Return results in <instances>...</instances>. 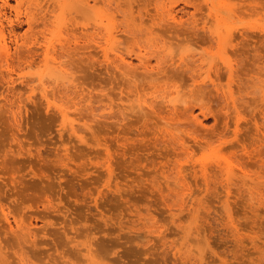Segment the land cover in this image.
I'll return each mask as SVG.
<instances>
[{"label": "rangeland", "instance_id": "obj_1", "mask_svg": "<svg viewBox=\"0 0 264 264\" xmlns=\"http://www.w3.org/2000/svg\"><path fill=\"white\" fill-rule=\"evenodd\" d=\"M0 12L12 46L0 58L1 264H264V0H0ZM119 56L161 73L120 71ZM68 86L88 101L75 106Z\"/></svg>", "mask_w": 264, "mask_h": 264}, {"label": "bare ground", "instance_id": "obj_2", "mask_svg": "<svg viewBox=\"0 0 264 264\" xmlns=\"http://www.w3.org/2000/svg\"><path fill=\"white\" fill-rule=\"evenodd\" d=\"M84 2H85V0H84ZM87 3H89V2H87ZM4 5H8V1H4ZM50 6H51V5H50ZM75 8H76V7H75ZM79 9H80V8H79ZM82 10H84V9H82ZM216 13H217V12H216ZM0 15H1V12H0ZM0 18H1V16H0ZM33 19H34V18H33ZM170 19H171L172 21L176 22V24H180V22L177 23V22H178L177 16L172 15ZM165 21H166V20H165ZM28 23L30 24V26L33 25V22H32V19H31V18H28ZM167 24H168V23H167ZM173 24H174V23H173ZM180 25H182V24H180ZM171 26H172V25H171ZM177 26H178V25H177ZM173 27H176V26H173ZM182 28H183V26H182ZM90 36H91V35H90ZM212 36H213V35H212ZM221 39H222V38H221ZM221 39H220V40H221ZM6 40H7V39L5 38V34H4V24L1 22V19H0V58H1L2 60L4 59L5 61H8V60L10 59V57L12 56V46L9 45V43H8ZM91 43H92V42H91ZM86 44H88V43H86ZM76 45H77V44H76ZM76 45H75V46H76ZM82 45H83V44H82ZM75 46H74V47H75ZM84 46H85V45H84ZM86 46H87V45H86ZM92 46H93V45H92ZM80 47H81V46H80ZM82 47H83V46H82ZM93 47H94V46H93ZM65 48H66V47H65ZM68 48H69V47H68ZM70 48H71V47H70ZM70 48H69V49H70ZM75 48H76V47H75ZM75 48H74V51H76V49H77V48H76V49H75ZM78 48H79V47H78ZM86 48H87V47H86ZM86 48H85V49H86ZM95 48H96V47H95ZM19 49H20V48H19ZM19 49H18V50H19ZM21 49H22V48H21ZM71 49H72V48H71ZM72 50H73V49H72ZM72 50H71V52H72ZM86 50H87V49H86ZM95 50H96V49H95ZM16 51H17V50H16ZM26 51H27V50H26ZM33 51H35V50L29 51L28 53H26V56H27V54L30 55V56L35 55V54H32ZM38 51H39V50H38ZM65 51H66V50H65ZM67 51H68V50H67ZM20 52H23V51H19V52H18L19 55H20ZM68 52H69V51H68ZM89 52H90V51H89ZM23 53H24V52H23ZM33 53H35V52H33ZM48 53H49V52H47V53L45 54V57H44V58L47 59V61H49L48 59H50V57H49V54H50V53H49V54H48ZM65 53H67V52H65ZM65 53H64L63 56H65ZM73 53H74V52H72V55H73ZM76 53H77V52H76ZM81 53H83V51H82ZM81 53H80V54H81ZM84 53H85V52H84ZM93 53H94V52L92 51L91 55H93ZM99 53H100V52H99ZM67 54H69V56L71 55L70 52L67 53ZM78 54H79V53H78ZM85 54H86V53H85ZM160 54H161V53H160ZM39 55H40V54H39ZM86 55H90V54L87 53ZM21 56H23V55L21 54ZM24 56H25V55H24ZM30 56H28V57H30ZM66 56H67V55H66ZM76 56H77V54H76ZM95 56H96V54H95ZM97 56H98V55H97ZM109 56H110V55H109ZM28 57H26V58L24 57V58H25V59H28ZM34 57H35V56H34ZM34 57H33V58H34ZM39 57H40V56H39ZM54 57H55V56H54ZM54 57H52L51 60H53ZM72 57H73V56H72ZM93 57H94V56H93ZM19 58H20V57H19ZM21 58H22V57H21ZM61 58H62V57H61ZM65 58H66V57H65ZM70 58H71V56H70ZM156 58H157V57H156ZM165 58H166V57H165ZM169 58H170V57H169ZM34 59H36V58H34ZM59 59H60V58H59ZM62 59H63V58H62ZM96 59H98V58H96ZM116 59H117V58H116ZM145 59H146V58H144V57H142V56H139V62H140L139 65H140V66H139L138 68H136L137 65L134 64L133 61L128 60L127 58H125V57H123V56H119L118 59H117V63H116L117 65H116V68L119 69L120 71L124 70L126 73H128V74H133V75H134L133 72H135L137 69L141 68L142 71H143L145 74H147V75H149V76H154V74L157 73V72H155L156 70H155L154 66L152 65V62H153V61L151 62L149 59H148V60H145ZM167 59H168V58H167ZM170 59H171V58H170ZM88 60H89V59H88ZM94 60H95V59H94ZM114 60H115V59H114ZM171 60H172V59H171ZM175 60H176V59H174V61H175ZM186 60H187V59H186ZM191 60H192V59H191ZM0 61H1V60H0ZM168 61H169V59H168ZM168 61H167V62H168ZM187 61H188V60H187ZM53 62H54V64L56 63L55 65H57V64L59 65V64L61 63L60 61H59L60 63L57 61V58H56V60H55V58H54ZM53 62H52V63H53ZM57 62H58V63H57ZM114 62H115V61H114ZM118 62H119V63H118ZM189 62H190V60H189ZM191 63H192V61H191ZM193 63H197V61H196V62H193ZM193 63H192V65H193ZM54 64H53V68H52V69L55 68V65H54ZM160 64H161V63H159L158 65H160ZM163 64H164V63H163ZM163 64H162V65H163ZM167 64H168V63H167ZM174 64H175V63H174ZM184 64H185V59H183V61L181 60V62H180L179 65H180L181 67H182V66H187V63H186L185 65H184ZM58 65H57V66H58ZM63 65H64V64H62V66H63ZM162 65H161V66H162ZM190 65H191V64H190ZM204 65H205V64H204ZM46 66H47V65H46ZM46 66H45V67H46ZM62 66H61V64H60V65L57 67V70L55 69L56 72H57V71H63V70H64V67L62 68ZM135 66H136V67H135ZM161 66H160V68H161ZM1 67H2V66H1ZM166 67H167V66H166ZM191 67H193V66H191ZM191 67H190V68H191ZM194 67H195V66H194ZM194 67H193V68H194ZM198 67H199V65H198ZM50 68H51V66H50ZM107 68H108V67H107ZM158 68H159V67H158ZM187 68H188V67H187ZM195 68H196V67H195ZM195 68H194V69H195ZM228 68H229L230 73H232V70H233L232 66L228 65ZM46 69H47V68H46ZM46 69H45V70H46ZM108 69H109V68H108ZM110 69H111V68H110ZM180 69H181V68H180ZM194 69H193V70H194ZM218 69H219V68H218ZM221 69H222V68H221ZM161 70H162V69H161ZM161 70H159V71H161ZM165 70H166V69H165ZM168 70H169V69H168ZM170 70H171V69H170ZM172 70H173V69H172ZM191 70H192V69H191ZM195 70H196V72H197V69H195ZM222 70H223V69H222ZM51 71H52V70H51ZM188 71H190V70L188 69ZM214 71H215V70H214ZM43 72H44V71H43ZM185 72H186V71H185ZM185 72H184V73H185ZM192 72L194 73V76H192V74H191L190 76L193 77V78H195V76H196V75H195V71H192ZM13 73H14V72H13ZM13 73H12V72L8 73V78H9L10 80H14V78H13ZM67 73H68V72H67ZM159 73H161V72H159ZM159 73H157V74H159ZM41 74H42V73H41ZM157 74H155V75H157ZM196 74H197V73H196ZM5 75H6V74H5ZM126 75H127V74H126ZM147 75H146V76H147ZM40 76H41V75H40ZM45 77L47 78L48 76H45ZM132 77H133V76H132ZM65 78H66V77H65ZM6 79H7V78H6ZM66 79H67V78H66ZM4 80H5V79H4ZM39 80H40V77H39ZM191 80H192V78H191ZM16 81H17V80H15V82H16ZM73 82H74V81H73ZM5 83H6V82H5ZM30 83H31V82H30ZM213 83H214V81H213ZM36 84H37V83H36ZM36 84H35V85H36ZM45 84H46V83H45ZM45 84H43V93H42V95H43V97L49 102V99H52V98L49 97L50 94L48 93V88L45 86ZM65 84H67V82L64 81V84H62V85L65 86ZM206 84H207V83H206ZM67 85H68V84H67ZM211 85H213L214 88H216L215 84H211ZM23 86H25V84H24ZM64 86H63V87H64ZM70 86H71V85H70ZM201 86L203 87V84H202V85H195V87L198 88V89L196 88L197 90L201 89V88H202ZM206 86H209V85L207 84ZM218 86H219V84L217 85V87H218ZM14 87H15V86H14ZM28 87H29V86H28ZM33 87H34V86H33ZM71 87H72V86H71ZM75 87H76V86H74V88H75ZM192 87H193V86H192ZM204 87H205V86H204ZM219 87H220V86H219ZM12 88H13V87H12ZM16 88H17V87H16ZM16 88H15V89H16ZM18 88H19V87H18ZM52 88H53V87H52ZM64 88H65V87H64ZM190 88H191V86H190ZM208 88H209V87H208ZM211 88H213V87L211 86ZM13 89H14V88H13ZM20 89H21V87H20ZM34 89H35V87H34ZM67 89H68L69 92L67 91V92H68V95H67V92H66L65 95L68 97V99L70 98L71 100L74 101V100L76 99V98L73 99L74 96L76 97V94H75L76 91L73 90L74 96H72L73 93H70L71 90H69V89H70L69 86L67 87ZM71 89H72V88H71ZM75 89H76V88H75ZM193 89H194V87H193ZM193 89H191V90L193 91ZM196 89H195V90H196ZM204 89H205V88H204ZM50 90H51V89H50ZM195 90H194V91H195ZM210 90H211V89H210ZM212 90H213V89H212ZM214 90H215V89H214ZM217 90H219V89L217 88ZM217 90H215V91H217ZM9 91H11V90H9ZM59 91H60V90H59ZM61 91H62V90H61ZM65 91H66V90H65ZM74 91H75V92H74ZM192 91H190V92H192ZM202 91H203V90H202ZM49 92H50V91H49ZM190 92L188 93V95H190ZM197 92H198V91H197ZM16 93H17V92H16ZM16 93H15V94H16ZM59 93H60V92H59ZM64 93H65V92H64ZM64 93H63V95H64ZM69 93H70V94H69ZM76 93H77V100H75V101H77V103H76V102L74 103L75 106L81 104L80 101L83 102L85 99H87V100H85V102L88 101V97L86 98L85 96H83V97H84V98L82 99L83 101H82L81 99L78 101V99H79L78 97L81 96L80 98H82L83 93H80V92L78 91V89H77V92H76ZM173 93H174V92H173ZM176 93H177V92H176ZM211 93H212V92H211ZM215 93H216V92H215ZM219 93H220V92H219ZM15 94H14V95H15ZM18 94H19V93H18ZM60 94H61V93H60ZM79 94H81V95H79ZM169 94H170V93H169ZM191 94H193V93H191ZM195 94H196V91H195ZM198 94H199V93H198ZM53 95H55V94L53 93ZM171 95H174V94H170L169 96H171ZM180 95H181V93L178 91V95L176 96V98H177V97L180 98V97H181ZM22 96H23V95H22ZM36 96H37V94H36ZM66 96H65V97H66ZM69 96H72L73 98H72V97H69ZM169 96H165V100H164V101H165V103H167V107H166V108H167V109L169 108V112H168L169 114H167V115H168V116H169V115H172V116H173L174 114L177 113V111H176V110H177V107H176L177 105H175V103H174V99H175L174 96H171V97H173V99H168ZM179 96H180V97H179ZM219 96H220V95H219ZM67 97H66V98H67ZM162 97H164V96H162ZM185 97H186V95H185ZM194 97H196V96H194ZM223 97H224V96H223ZM223 97H222V98H223ZM37 98H38V97H37ZM57 99H58V98H57ZM68 99H67V100H68ZM180 99L183 101L182 98H180ZM189 99H190V98H189ZM61 100H64V98H62ZM67 100H66V101H67ZM71 100H70V101H71ZM140 100H141V99H140ZM161 100H162V99H161ZM191 100H192V99H191ZM226 100H228V98H227ZM25 101H26V100H25ZM56 101H57V100H56ZM73 101H72V102H73ZM177 101H180V100L177 99ZM189 101H190V100H189ZM189 101H185V104H187ZM193 101H194V100H193ZM196 101H197V100H196ZM51 102H52V100H51ZM68 102H69V101H68ZM144 102H145V101H144ZM153 102H154V101H153ZM160 102H163V101H160ZM186 102H187V103H186ZM21 103H22V102H21ZM177 103H178V102H177ZM159 104H160V103H159ZM229 104H230V103H229ZM50 105H51V104H50ZM54 105H55V104H54ZM141 105H142V104H141ZM155 105H156V104H154V103H151V104H148V103H147L146 106L150 107V108L153 110V109L157 106V105H156V106H155ZM236 105H237V104H236ZM263 105H264V104H263ZM9 106H10V104H9ZM55 106H56V105H55ZM56 107H57V106H56ZM71 107H72V106H71ZM20 108H21V107H20ZM45 108H46V107H45ZM57 108H58V107H57ZM59 108H60V107H59ZM63 108H64V107H63ZM146 108H147V107H146ZM159 108H160V107H159ZM162 108H163V107H162ZM230 108H231V107H230ZM22 109H23V108H22ZM49 109H50V107H49ZM65 109H66V108H65ZM65 109H64V110H65ZM67 109H68V108H67ZM91 109H92V108H91ZM156 109H157V108H156ZM191 109H192V108H191ZM191 109L189 110V113L187 112V113H188V116H190L192 119L194 118V122L197 123L198 125H200V126H204V123L201 121V119H199L198 116L196 117L194 111H192ZM236 109H237V108H236ZM64 110H63L62 108H60V110H59V111L61 112V114L63 115V116H62L63 118H64L66 115H68V113H67L68 111L65 112L66 110H65V111H64ZM158 110H159V109H158ZM160 110L163 111L164 109H160ZM160 110H159L158 112H161ZM50 111H51V110H50ZM228 111H229V108H228ZM154 112H155V111H154ZM175 112H176V113H175ZM162 113H163V112H162ZM189 114H190V115H189ZM159 115H160V114H159ZM177 115H178V114H177ZM194 115H195V116H194ZM160 116H161V115H160ZM186 116H187V115H186ZM263 116H264V115H263ZM14 117H15V116H14ZM66 118H67V117H66ZM66 118H64V119H66ZM187 118H188V117H187ZM191 118H190V119H191ZM188 119H189V118H188ZM16 120H17V119H16ZM163 120H164V119H163ZM165 120H166V119H165ZM168 120H170V123H171L172 121H175L176 119L173 118V117H172V118L170 117V119L168 118ZM168 120H167V121H168ZM178 121H179V119H178ZM192 122H193V121H192ZM173 123H174V122H173ZM175 123H176V122H175ZM168 124H169V121H168ZM171 124H172V123H171ZM169 125H170V124H169ZM258 126H259V125H258ZM204 128H205V127H204ZM262 128H263V127H262ZM73 129H74V130H73ZM73 129H72L73 132L76 133V131H75L76 128L73 127ZM254 129H255V126H254ZM259 129H260V128H259ZM76 130H78V129H76ZM261 130H262V129H261ZM258 131H259V130H258ZM169 132H170V130H169ZM255 132H256V131H255ZM262 132L264 133V131H262ZM77 133H78V132H77ZM77 133H76V134H77ZM163 133H164V132H163ZM170 133H171V132H170ZM170 133H167V134H170ZM170 135H172V134H170ZM174 135H175V133L172 135V136L174 137V138H173L174 140H173V139H170V140L173 141V144H172L173 148L177 146L176 149H179V148L181 147L182 149L180 148V149H181L180 152L183 153V155H184V151H185V150L188 152V154H190V153H189V152H190V151H189L190 149L187 150V149L185 148V147H187V143H185L186 141L183 140L184 138H182V136H181V138H179V135H176V136H174ZM256 135H257V134H256ZM172 136H170V137H172ZM237 136H238V135H237ZM257 136H258V135H257ZM259 136H262V135L260 134ZM259 136H258V137H259ZM175 137H176V138H175ZM166 138H167V137H166ZM259 138H260V137H259ZM259 138H258V139H259ZM262 139H264V138H262ZM262 139H261V140H262ZM168 140H169V139H168ZM175 140H177V141L175 142ZM259 140H260V139H259ZM261 140H260V141H261ZM184 141H185V142H184ZM167 142H168V141H167ZM170 142H171V141H170ZM174 142H175L176 144H175ZM262 143H264V140L262 141ZM168 144H169V143H168ZM174 144H175V145H174ZM260 145H262L261 142H260ZM263 145H264V144H263ZM263 145H262L261 147H263ZM101 146H103V145H101ZM104 146H105V145H104ZM179 146H180V147H179ZM30 148H32V147H30ZM187 148H189V147H187ZM25 149H26V148H25ZM32 149H33V148H32ZM183 149H185V150H183ZM36 150H37V147H36ZM182 150H183V152H182ZM259 151H260V150H259ZM187 152H185V153L187 154ZM262 152H263V151H262ZM26 153H27V152H26ZM38 153H40V151H39ZM181 153H178V154L176 153V154L178 155L177 157H179V155H181ZM260 153H261V152H260ZM260 153H258V154H260ZM110 154H111V153H110ZM186 154H185V155H186ZM188 154H187V156H188ZM252 154H253V153H252ZM256 154H257V153H256ZM256 154H255V155H256ZM263 154H264V153H263ZM185 155H184V156H185ZM113 156H114V155H113ZM113 156H112V157H113ZM211 156H212V154H211ZM252 156H254V155H252ZM258 156H259V155H258ZM261 156H262V155H261ZM110 157H111V155H110ZM106 158H107V157H106ZM175 158H176V157H175ZM254 159H255V158H254ZM70 160H71V159H70ZM105 160H106V159H105ZM109 160H110V159L108 158L107 163L110 162ZM177 160H180V159H177ZM72 161H73V160H72ZM72 161H71V162H72ZM67 162H68V161H67ZM112 162H113V161H112ZM259 162H260V161H259ZM104 163H105V162H104ZM104 163H103V164H104ZM170 163H171V162L169 161V164H170ZM173 163H174V162H173ZM69 164H70V163H69ZM105 164H106V163H105ZM110 164H111V163H110ZM171 164H172V163H171ZM176 164H177V163H176ZM176 164L174 163V165H176ZM221 164H222V163H221ZM111 165H113V164H111ZM167 165H168V163H167ZM167 165H166V167H167ZM172 165H173V164H172ZM178 165H179V164H178ZM178 165L175 167L176 169H177V167H178V169H179V166H178ZM180 165H181V164H180ZM67 166H69V165L67 164ZM105 166H106V165H105ZM181 166H182V165H181ZM197 166H198V165H197ZM102 167H103V165H102ZM168 167H170V168L172 167V168H173L174 166H168ZM182 167H183V166H182ZM221 167H222V166H221ZM227 167H228V166H227ZM3 168H4V167H3ZM110 168H111V167H110ZM175 168L170 169V170L175 171ZM183 168H184V167H183ZM183 168L179 169V170H181L182 173L184 172V171H182ZM185 168H186V167H185ZM191 168H192V167H191ZM202 168H204V167H202ZM205 168H206V167H205ZM205 168L202 170L203 172L205 171ZM219 168H220V167H219ZM165 169H166V168L164 167V170H165ZM193 169H194L195 171L198 170L197 168H196L197 170H196L195 168H193ZM213 169H214V168H213ZM227 169H228V168H227ZM111 170H112V168H111ZM167 170H168V169H167ZM167 170H166V171H167ZM170 170H169V172H170ZM210 170H211V169H210ZM230 170H231V169H230ZM161 171H162V170H161ZM187 171H188V170H187ZM189 171H190V170H189ZM5 172H6V171H5ZM179 172H180V171H179ZM179 172L176 170V173L179 174ZM181 172H180V175L183 176ZM197 172H198V173H201V172H199V171H197ZM221 172H222V170H221ZM174 173H175V172H174ZM195 173H196V172H195ZM207 173H208V172H207ZM207 173H206V174H207ZM219 173H220V172H219ZM178 174H177V175H178ZM183 174H184V173H183ZM170 175H171V177L174 176V174L172 175V173H171ZM170 175H169V176H170ZM177 175H175L174 178H176V180L178 179V180L180 181L179 183L181 184V176L178 175L180 178H179V177L177 178ZM202 175L205 177V172H204V174L202 173ZM165 176H166V175H165ZM192 176H193V175H192ZM216 176H217V175H216ZM167 178H168V177H167ZM174 178H171V179H174ZM210 178H211V177H210ZM168 179H169V178H168ZM182 179H183V177H182ZM196 179H197V178H196ZM207 179H208V175H207ZM178 180H177V181H178ZM169 181H171V180H169ZM174 181H175V179H174ZM174 181H173V182H174ZM165 182H166V180H165ZM173 182H172V184H173ZM182 182H183L184 185L187 184V183H185V180H183ZM175 183H176V181H175ZM179 183H178V184H179ZM214 183H215V182H214ZM217 183H218V182H217ZM170 184H171V183H170ZM183 184H182V186H183ZM155 185H156V184H155ZM158 185H160V184H157L156 187H158ZM164 185H165V184H164ZM173 185H175V184H173ZM189 185H190V184H189ZM246 185H247V184H246ZM109 186H110V185H109ZM166 186H169V183H167ZM182 186H181V187H182ZM185 186H186V185H185ZM185 186H183V190H182L181 187H180V188H179V187H176V188L173 187V188H174L173 191H175V189H176L177 194H179V193H178V190H180V191L182 190V191L184 192V189H186V188L188 187V186H186V187H185ZM248 186H249V185H248ZM153 187H155V186L153 185ZM156 187H155V188H156ZM211 187H212V186H211ZM177 188H179V189L177 190ZM191 188H192V187H191ZM230 188H231V187H230ZM158 189H159V188H158ZM170 189H171V185H170ZM187 190H188V188H187ZM187 190H185V191H187ZM158 191H159V190H158ZM158 191H157V192H158ZM161 191H163V190H161ZM161 191H159V192L161 193ZM168 191H169V190H168ZM162 193H163V192H162ZM189 193H191V191H189ZM177 194H176V195H177ZM182 194H183V193H182ZM186 194H188V191H187ZM257 194H258V193H257ZM93 195H94V194H93ZM177 196H178V195H177ZM185 196H188V195H185ZM91 197H92V195H91ZM93 197H95V196H93ZM169 199H171V198H169ZM183 199H184V198H183ZM171 200H172V199H171ZM179 200H180V199H179ZM181 201H182V200H181ZM48 202H50V201H48ZM48 202H47V203H48ZM50 203H51V202H50ZM194 203H195V202H194ZM196 203H197V202H196ZM202 203H203V202H202ZM51 205H52V204H51ZM179 205H180V204H179ZM46 206H47V205H46ZM48 206H50L49 203H48ZM48 206H47V207H48ZM52 206H54V205H52ZM195 206H196V205H195ZM196 207H197V206H196ZM180 208H182V207H180ZM194 209H196V208H194ZM187 210H188V209H187ZM3 211H4V210H3ZM3 211H2V212H3ZM5 212H6V211H5ZM3 213H4V212H3ZM6 214H7V212L4 213L3 215H6ZM9 214H10V213H9ZM9 214H8V215H9ZM3 215H2V216H3ZM4 217H5V216H4ZM141 218H142V217H141ZM141 218H140V219H141ZM5 219H6V221H7L6 223H8V230H9V232L11 231V233H13V232H15V231L17 230V228L20 227V226H19V225H20V222H19V221H18L19 225H17V224H18V223L16 222L17 219H16V220L14 219L15 221L13 222L16 226H14V224L12 223V221L9 220V217H8L7 215H6V218H5ZM22 222H23V221H22ZM16 223H17V224H16ZM6 226H7V225H6ZM18 226H19V227H18ZM16 227H17V228H16ZM180 227H181V226H180ZM4 228H5V227H4ZM6 228H7V227H6ZM20 228H21L22 230L25 229V227L23 228V224H22V227H20ZM20 228H19V229H20ZM21 229H20V230H21ZM29 229H30V228H29ZM230 229H231V228H230ZM20 230H19V231H20ZM22 230H21V233H22ZM232 230H233V229H232ZM19 231H16V233H15L16 236H17V232H19ZM24 231H25V230H24ZM25 232H26V231H25ZM27 234H31V235H32V233L30 232V230L28 231ZM12 236H13V235H12ZM18 236H19V235H18ZM19 237H20V236H19ZM21 237H22V236H21ZM199 240H200V239H199ZM197 242H198V241H197ZM200 243H201V242H199V244H200ZM189 247H190V246H189ZM191 253H192V252H191ZM191 253H190V254H191ZM182 257H183V256H182ZM23 259H24V258H23ZM196 259H197V258H196ZM196 259H195V260H196ZM23 263H25V262L23 261ZM189 263H190V262H189ZM0 264H1V263H0ZM25 264H26V263H25ZM193 264H194V263H193ZM202 264H203V263H202Z\"/></svg>", "mask_w": 264, "mask_h": 264}]
</instances>
